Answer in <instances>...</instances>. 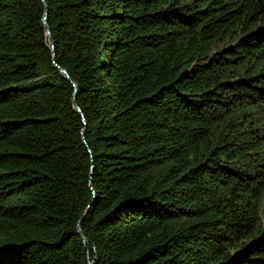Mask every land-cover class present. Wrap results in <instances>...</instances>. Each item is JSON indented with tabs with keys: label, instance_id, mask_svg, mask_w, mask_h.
I'll return each instance as SVG.
<instances>
[{
	"label": "trees",
	"instance_id": "1",
	"mask_svg": "<svg viewBox=\"0 0 264 264\" xmlns=\"http://www.w3.org/2000/svg\"><path fill=\"white\" fill-rule=\"evenodd\" d=\"M44 1L54 50L0 0V264H264V0Z\"/></svg>",
	"mask_w": 264,
	"mask_h": 264
},
{
	"label": "water",
	"instance_id": "2",
	"mask_svg": "<svg viewBox=\"0 0 264 264\" xmlns=\"http://www.w3.org/2000/svg\"><path fill=\"white\" fill-rule=\"evenodd\" d=\"M41 1L45 4V1H44V0H41ZM45 5H46V4H45ZM47 12H48V7H47V5H46V12H45V16H44V24H45V29H46L47 35L49 36L50 48H51L52 50H54V43H53V40H52V38H51V33H50V30H49V27H48V25H47ZM60 71H61V73H62L67 79H69V80L71 81L70 76H69V74L67 73L66 70H64V69H60ZM73 87H74V89H75V93H76V92H77L76 84L73 83ZM74 106H75V108L77 109V111L80 112V113L82 114V116H83V113L81 112V109L76 105V102H75V101H74ZM83 120H84V123L86 124L85 119H83ZM83 219H84V216H83L82 219L80 220V223H81V221H82ZM79 235H81V236L83 237V234H82V231H81L80 226H79ZM91 264H93V262H92Z\"/></svg>",
	"mask_w": 264,
	"mask_h": 264
}]
</instances>
